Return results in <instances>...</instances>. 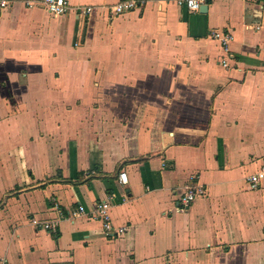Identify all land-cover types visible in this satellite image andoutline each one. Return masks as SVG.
I'll use <instances>...</instances> for the list:
<instances>
[{
    "label": "crops",
    "instance_id": "obj_1",
    "mask_svg": "<svg viewBox=\"0 0 264 264\" xmlns=\"http://www.w3.org/2000/svg\"><path fill=\"white\" fill-rule=\"evenodd\" d=\"M5 1L0 263L264 264V0Z\"/></svg>",
    "mask_w": 264,
    "mask_h": 264
},
{
    "label": "built area",
    "instance_id": "obj_2",
    "mask_svg": "<svg viewBox=\"0 0 264 264\" xmlns=\"http://www.w3.org/2000/svg\"><path fill=\"white\" fill-rule=\"evenodd\" d=\"M176 4L185 7L188 11H198L201 6L207 1V0H174ZM40 3L44 8L53 16H64L71 12H82L83 14H90L93 11L92 6H80V5H72L68 0H40ZM8 4L5 0H0V8L6 7ZM140 6V2L138 0H120L117 3L111 5L109 7V13L110 17L118 16L130 11L135 10ZM213 38L217 39L220 42L221 48L227 52L228 51V45L230 41L232 40V35L229 32H214L211 35ZM223 66H227L226 59H222L221 61ZM263 173V174H262ZM262 173L256 174L254 176H250L248 178V182L250 183V186L256 187L258 186V183L264 175V167L262 170ZM121 181H125V174L121 173ZM202 194V189L199 186H190L188 189L180 196L179 198V208L181 210L187 209L190 204L193 202V200L198 196ZM109 210V204L106 201L99 202L94 211L93 215L96 218H99L104 223V229L112 235L119 236L122 233V229H115L113 230L108 214ZM84 212V209L79 205L78 207L72 209L70 214L72 216L81 215ZM58 224L56 222L54 223H44L43 229L55 232L57 229ZM1 264V263H0ZM4 264V263H3Z\"/></svg>",
    "mask_w": 264,
    "mask_h": 264
},
{
    "label": "water",
    "instance_id": "obj_3",
    "mask_svg": "<svg viewBox=\"0 0 264 264\" xmlns=\"http://www.w3.org/2000/svg\"><path fill=\"white\" fill-rule=\"evenodd\" d=\"M207 2H208V0L201 6L200 11L206 12V10H207Z\"/></svg>",
    "mask_w": 264,
    "mask_h": 264
}]
</instances>
